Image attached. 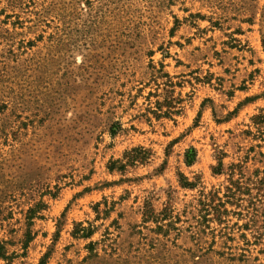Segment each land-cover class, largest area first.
I'll return each instance as SVG.
<instances>
[{
  "label": "rangeland",
  "instance_id": "1",
  "mask_svg": "<svg viewBox=\"0 0 264 264\" xmlns=\"http://www.w3.org/2000/svg\"><path fill=\"white\" fill-rule=\"evenodd\" d=\"M1 253L264 264V0H0Z\"/></svg>",
  "mask_w": 264,
  "mask_h": 264
},
{
  "label": "trees",
  "instance_id": "2",
  "mask_svg": "<svg viewBox=\"0 0 264 264\" xmlns=\"http://www.w3.org/2000/svg\"><path fill=\"white\" fill-rule=\"evenodd\" d=\"M165 77H168L167 74H164ZM181 101L180 99H178L175 102V106L172 105H163L160 102H157V108L155 110L151 109L149 110V113H151L152 115H154V117L156 118H162V117H170L171 115H181L182 113V108L177 106L180 104ZM116 132L114 131V129L111 128V136H115ZM134 153H138V155H133ZM149 153L144 150L143 148H136L133 149L130 152H127L124 156V160H120V161H114L111 162L110 166H109V170L110 171H115L118 170L120 172H124L125 169L128 166H135L137 163H143L148 159ZM197 158V152L194 148H191L187 154H186V164L187 166H191L194 164V162L196 161ZM222 167V166H221ZM215 174H221L220 173V168L215 169ZM182 179H184L183 185L185 187H193V184L189 183L185 177L181 176ZM232 186L231 188H228V193L229 195H227V198H234L235 196V191L234 189H238L240 187V182L239 181H232ZM33 219V216H30L28 218L29 221H31ZM81 237L88 239L90 237H92L94 230L92 228H83L81 229ZM0 258H6L5 254H0Z\"/></svg>",
  "mask_w": 264,
  "mask_h": 264
}]
</instances>
